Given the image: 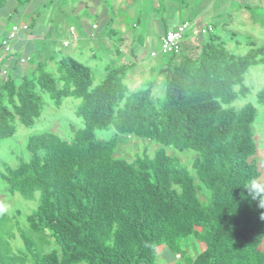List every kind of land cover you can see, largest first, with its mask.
Returning <instances> with one entry per match:
<instances>
[{"label": "trees", "instance_id": "obj_1", "mask_svg": "<svg viewBox=\"0 0 264 264\" xmlns=\"http://www.w3.org/2000/svg\"><path fill=\"white\" fill-rule=\"evenodd\" d=\"M12 2L32 3L0 0V13L10 3L17 14ZM13 13L2 41L17 23ZM173 27L167 22L159 41ZM35 29L30 23L26 33ZM200 29L205 32L197 56L188 32L179 52L154 57L153 77L136 90L127 83L135 62L107 65L99 79L92 66L71 55L29 64V56L20 54L12 61L0 81V140L15 136L20 125H35L45 93L56 105L80 99L76 114L84 125L71 139L51 131L34 134L17 166L3 161L0 180L7 190L28 200L38 195V205L25 217L28 228L14 223L23 245L10 260L0 256V264H157L162 245L180 255L176 264H264V205L244 186L262 175L252 129L258 111L251 103L236 104L249 92L246 72L264 66V45L250 44L238 54L212 24ZM19 38L12 43L14 56L26 45L16 47ZM116 53L124 54L119 48ZM49 60L56 70L47 68ZM23 64L28 68L21 74ZM257 101L264 104V88ZM99 130L112 134L100 137ZM121 135L160 146L153 155L145 148L127 159L117 151ZM169 148L194 151V173ZM31 232L50 236L56 247L40 251ZM191 236L200 246L195 255L183 246ZM6 240L0 235V248Z\"/></svg>", "mask_w": 264, "mask_h": 264}, {"label": "rangeland", "instance_id": "obj_2", "mask_svg": "<svg viewBox=\"0 0 264 264\" xmlns=\"http://www.w3.org/2000/svg\"><path fill=\"white\" fill-rule=\"evenodd\" d=\"M194 1L197 3L200 0H31V4H26L23 7L12 3L17 7V15L22 20L19 23L28 25L36 23L34 34L37 33L39 36H37L38 39H35L36 50L28 53L29 64L35 60L45 63L46 59L53 55L54 57L71 55L92 66L100 79L103 76L104 67L107 65L117 66L126 62H135V66L128 72L127 83L131 90H136L142 88L144 82L154 75L151 72V67H154L158 61L151 56V52L160 50L157 28L160 20H170L171 22L186 16L192 20L189 32L194 33L199 28L193 22L194 13L192 12H197V5H194ZM207 1L205 0L204 3ZM10 3L0 15L10 11L13 7ZM223 4H227V2L224 1ZM227 5L229 10L234 6V2L231 0ZM239 13L238 15H242L241 12ZM251 13L252 20H245L243 23L236 21L234 15L226 16L229 17V27H224L221 22H216L213 19L208 20V18H204L206 21H203V24H212L214 32L227 42L229 49L235 53L244 54L250 48V44L264 45V8H253ZM4 19L6 20L7 16ZM94 23H98L99 27L92 28ZM136 23L138 26H135ZM111 28L116 30L115 35H110ZM233 32L236 34L233 35ZM5 34L6 32L0 28V70L12 67L14 64L11 55L6 54L4 48L1 47V41ZM191 43L193 48L190 49V52L197 56L201 38L199 40L191 38ZM118 48L124 52L123 55H117L116 49ZM93 52H96V56ZM133 52L137 61L132 55ZM159 54L162 58L170 56V54ZM15 55L18 57L20 54L16 53ZM46 64L49 70H56V62L49 60ZM27 68L25 65L21 74H24ZM245 84L249 87V92L246 96H240L236 100V104L241 106L251 103L257 107V117L252 125L253 139L257 145L254 159L262 170L259 181L264 182V104L257 101V92L264 88V66L250 67L245 74ZM44 101L43 113L34 126L20 125L15 136L0 140V171L3 170V161L14 167L19 164L22 155H27L25 144L30 136L42 131H51L64 139H71L75 136L76 131L83 127L82 118L76 114L80 99L68 97L62 104L56 105L50 95L45 93ZM110 134H112V130H99L100 137L106 138ZM119 142L118 154L127 159H131L136 152L143 151L145 148H148V152L153 155L160 146L154 141L151 142L134 135H121ZM169 149L170 153L174 152L173 154L180 157L181 161L194 173L192 170V163L196 156L194 151L182 152L173 148ZM37 205L38 195L36 199L28 200L19 193L11 194L7 190V185L0 180V211L6 216L4 219H0V235L7 239L6 245L0 248L2 254L0 256H3L5 261V257L10 260V257L17 254V249L23 245L15 225L20 221L22 226L28 228L25 217ZM18 210L21 211V214L15 218ZM4 226L5 230H2ZM8 234H14V237L10 238ZM31 235L40 251H51L56 247L55 242L48 235L34 232H31ZM194 247L185 246L191 255L197 254ZM261 247L264 250V241ZM162 253L164 254V252ZM157 259V264H161L159 255ZM167 259L174 261L175 258L173 254H170ZM78 264L87 263L80 262Z\"/></svg>", "mask_w": 264, "mask_h": 264}, {"label": "crops", "instance_id": "obj_3", "mask_svg": "<svg viewBox=\"0 0 264 264\" xmlns=\"http://www.w3.org/2000/svg\"><path fill=\"white\" fill-rule=\"evenodd\" d=\"M226 1L227 4L228 2H230L231 0H208L207 3H204L205 0H200L199 2H195L194 1V5L196 4L197 6V12H192L194 13L193 18H194V23L199 26L203 25V21L204 18H208V20L213 19L216 22H221L222 24H224V27H229L228 24V18L226 16L229 15H234L236 21H239L240 23H243L245 20H252V13L251 10L253 8H264V0H232V2H234V6L231 7L229 10L227 9V4H223V2ZM40 2V1H39ZM183 4H185V1H183ZM30 6V5H29ZM186 6V5H185ZM188 9V7H185ZM13 13V9L11 7L10 11L8 10L7 13H4L2 15H0V28L3 30V32H7L8 30V26H7V21H8V15L9 13ZM239 12H241L242 15H238L240 14ZM40 14L38 13V16ZM225 15V16H223ZM7 16V19L5 20L4 18ZM16 17V22L19 23L22 20L18 17L17 14L13 13V17ZM185 19H189L186 16L183 18H178L174 19L173 21L170 22V20L167 22L169 23V27H173L175 26L177 23H179L181 20H185ZM233 19V18H231ZM177 20V21H176ZM192 21V20H191ZM257 21V20H255ZM166 21L164 19L160 20V23L157 25L158 28V39H159V32L161 28H164ZM200 23V24H199ZM95 24L98 23H94L93 27ZM210 24V23H209ZM194 25V24H193ZM138 26V24L136 25ZM195 27V25H194ZM42 29H44V27H42ZM37 34H27L25 32L21 33L20 38L18 41L15 42L16 47L19 45V42L21 43L22 41L26 43V45L24 47H22L21 50L17 51V54H22L25 56H29L28 54V50H31L30 47H35V39L37 38ZM193 39V38H192ZM27 52V53H26ZM31 53V52H29ZM96 53V52H95ZM93 52V54H95ZM95 56V55H94ZM12 58V57H11ZM26 65V64H25ZM23 65V67L25 66ZM28 65V64H27ZM26 65V66H27ZM152 70V67H151ZM196 246L198 248V250L200 249L199 243L196 241L195 237H189L188 239L185 240V242L183 243V246ZM164 252V254L162 253ZM171 254L170 250L165 246L162 245L159 248V261L161 262V264H176V261L179 259L177 256L174 257V261H172V259L168 261V256Z\"/></svg>", "mask_w": 264, "mask_h": 264}, {"label": "built area", "instance_id": "obj_4", "mask_svg": "<svg viewBox=\"0 0 264 264\" xmlns=\"http://www.w3.org/2000/svg\"><path fill=\"white\" fill-rule=\"evenodd\" d=\"M191 20L185 19L181 21L177 26L173 27L172 29H169L164 35H162L160 39V50H152L151 56L156 57L159 53L161 54H171L179 52L182 48V43L184 41V36L186 33L189 32L192 24ZM96 27V25H94ZM29 29V25L26 23H15L11 30L8 32V35H6V38L2 41L3 48L6 52V54L11 55V57L16 60L17 56H14V47L12 45V41L19 38V34L23 32H27ZM74 28L72 27V30ZM205 29L197 28V31L193 33L192 38L195 40H199V36L201 33H204ZM20 61L26 62L25 57H21ZM10 73V68H2L0 70V81H3L2 79H5Z\"/></svg>", "mask_w": 264, "mask_h": 264}, {"label": "clouds", "instance_id": "obj_5", "mask_svg": "<svg viewBox=\"0 0 264 264\" xmlns=\"http://www.w3.org/2000/svg\"><path fill=\"white\" fill-rule=\"evenodd\" d=\"M244 186L249 189V195L253 199L259 197L261 204L264 205V182L253 177L250 178ZM177 257L179 258L180 255L178 254Z\"/></svg>", "mask_w": 264, "mask_h": 264}]
</instances>
